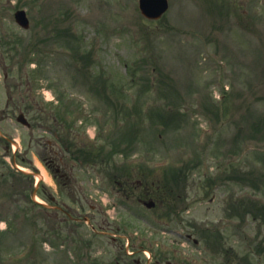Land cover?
Listing matches in <instances>:
<instances>
[{
	"label": "rangeland",
	"instance_id": "1",
	"mask_svg": "<svg viewBox=\"0 0 264 264\" xmlns=\"http://www.w3.org/2000/svg\"><path fill=\"white\" fill-rule=\"evenodd\" d=\"M169 4L161 20L148 21L139 0H0V110L9 71L13 85L23 84L11 92L24 96L25 107L32 92L45 118H56L63 128L76 125L66 121V113L81 117L77 139L65 129L64 145L81 148L90 138L97 147L106 143L102 161L111 168L107 173L87 153L84 167L67 161L73 171L66 172L74 176L60 186L41 158L52 139L43 131H56L53 122L39 125L27 116L35 124L27 129L17 122L19 111L12 108L3 121L0 115L3 134L21 145L20 168L42 172L41 185L68 203L64 183L80 184L94 198L82 209L92 214L97 205L105 211L97 220L110 221L95 222L106 236L84 224L74 225L72 233L64 225L59 229L51 213L33 204L37 178L16 171L15 145L8 151L0 142V264H148L144 249L151 248L168 250L173 263L188 255L207 257L210 264H264V0ZM20 9L28 13L29 30L15 22ZM68 30L80 42L71 41ZM81 46L82 54L91 51L95 66L85 76L84 57L64 52ZM125 106L140 107V124L129 112L124 116ZM162 116H169L170 129ZM41 136L46 138L38 144ZM117 144L127 155L120 152L112 161L108 152ZM141 170L161 184L153 189L163 208L143 210L111 182V176L124 180ZM107 176L105 193L96 182ZM37 199L48 203L41 195ZM128 239L133 258L125 253Z\"/></svg>",
	"mask_w": 264,
	"mask_h": 264
},
{
	"label": "water",
	"instance_id": "2",
	"mask_svg": "<svg viewBox=\"0 0 264 264\" xmlns=\"http://www.w3.org/2000/svg\"><path fill=\"white\" fill-rule=\"evenodd\" d=\"M141 9L145 16L157 19L161 17L168 9V2L167 0H141ZM17 20L22 26H29V22L25 17L24 12H19L17 14ZM20 119L24 121L23 116H21Z\"/></svg>",
	"mask_w": 264,
	"mask_h": 264
},
{
	"label": "flooded vegetation",
	"instance_id": "3",
	"mask_svg": "<svg viewBox=\"0 0 264 264\" xmlns=\"http://www.w3.org/2000/svg\"><path fill=\"white\" fill-rule=\"evenodd\" d=\"M52 161H50V162H53L54 160L53 159H51ZM69 217L73 220V218L69 215ZM194 264H198V261H195L194 262Z\"/></svg>",
	"mask_w": 264,
	"mask_h": 264
}]
</instances>
